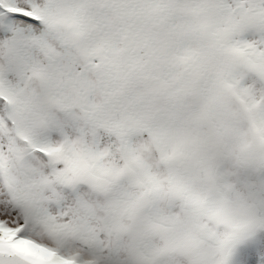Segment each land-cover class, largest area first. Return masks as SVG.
<instances>
[{
  "label": "snow or ice",
  "instance_id": "1",
  "mask_svg": "<svg viewBox=\"0 0 264 264\" xmlns=\"http://www.w3.org/2000/svg\"><path fill=\"white\" fill-rule=\"evenodd\" d=\"M0 264H264V0H0Z\"/></svg>",
  "mask_w": 264,
  "mask_h": 264
}]
</instances>
